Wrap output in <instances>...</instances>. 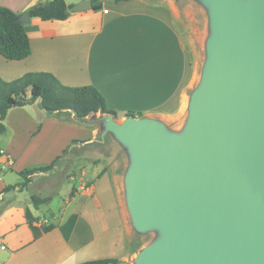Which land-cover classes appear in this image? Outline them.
Listing matches in <instances>:
<instances>
[{
  "label": "crops",
  "instance_id": "obj_1",
  "mask_svg": "<svg viewBox=\"0 0 264 264\" xmlns=\"http://www.w3.org/2000/svg\"><path fill=\"white\" fill-rule=\"evenodd\" d=\"M50 1L0 0V6L20 15ZM63 1L72 6L81 0ZM102 5L98 11L70 9L64 21L30 18L24 24L30 54L21 61L0 56V78L9 82L29 72H47L66 87H94L119 118L142 113L167 127L196 89L195 10L176 0ZM209 36L210 29L205 46ZM101 116L94 115L89 124L66 111L46 116L38 102L8 111L0 134V193L20 183L21 171L49 165L59 156L74 170L61 185L52 181V172L35 173L24 190L1 194L0 264L126 260L129 230L110 158L95 157L91 150L81 155L72 146L73 141L90 146L97 136L103 138ZM65 150L69 157L63 160ZM37 178L44 179L42 188L27 194ZM32 197L49 201L36 205Z\"/></svg>",
  "mask_w": 264,
  "mask_h": 264
},
{
  "label": "water",
  "instance_id": "obj_2",
  "mask_svg": "<svg viewBox=\"0 0 264 264\" xmlns=\"http://www.w3.org/2000/svg\"><path fill=\"white\" fill-rule=\"evenodd\" d=\"M200 1L207 59L182 131L143 117L98 120L102 136L129 150L124 188L134 227L162 231L137 264H264V1ZM92 8L81 0L71 11ZM29 21L26 12L17 17Z\"/></svg>",
  "mask_w": 264,
  "mask_h": 264
},
{
  "label": "trees",
  "instance_id": "obj_3",
  "mask_svg": "<svg viewBox=\"0 0 264 264\" xmlns=\"http://www.w3.org/2000/svg\"><path fill=\"white\" fill-rule=\"evenodd\" d=\"M93 10L98 11L102 4L92 0ZM71 5L63 0H52L48 3L30 8L27 14L30 18L41 21H64L69 16ZM18 15L6 7L0 6V56L8 61H21L30 54L29 39L24 24L17 22ZM38 102L46 116H52L61 111L69 112L76 121L89 124L96 114H110L114 118L117 113L107 107L102 95L92 86L66 87L55 76L47 72H29L21 77L6 82L0 78V134L5 132L2 122L10 109L23 107ZM127 116L142 118V113L128 112ZM76 143V141H73ZM66 150L64 151V153ZM61 157L55 158L49 165L34 167L19 173L22 181L14 186H8L0 193L18 190L22 191L31 182L35 173H50ZM36 205L44 204L48 198L32 197ZM49 231L50 227L44 229ZM115 259H99L80 264H116Z\"/></svg>",
  "mask_w": 264,
  "mask_h": 264
},
{
  "label": "rangeland",
  "instance_id": "obj_4",
  "mask_svg": "<svg viewBox=\"0 0 264 264\" xmlns=\"http://www.w3.org/2000/svg\"><path fill=\"white\" fill-rule=\"evenodd\" d=\"M245 1H250V0H245ZM176 2L181 6H187V5L191 6L197 14L196 22H195V26H196L195 49H196V57H197L196 88H197L201 80L204 63L207 59L206 47H205V40L207 39V35L209 33V29L207 27V16H206L207 10L205 11L199 5L201 4L200 0H176ZM262 21L264 26V11L262 16ZM191 94L192 92L190 91L189 96ZM188 106H189V102L188 105L183 110V112L181 113V115L175 120H173L171 123H168L167 129L169 131L173 133H179L182 131L189 116ZM124 119L125 117L122 118L116 117L113 121H115L117 124H121L124 121ZM72 146L75 147L76 149H80L79 154L81 155H84L88 152V150H91L89 151V153L90 154L93 153L95 157L97 154H99L105 156V158L107 157L110 158V165L113 168L111 173L113 174V176H115V178L116 177L119 178V182L121 184V189H122L121 192L124 201L125 216L127 220V227L129 230V234L125 246L126 260L123 262V264H137V259L140 253L142 252V250L160 241L163 235L161 229L158 227H150L144 231H138L134 227V224L130 218L125 202L126 191L123 182L124 180L123 178L126 175L127 169L130 166L129 150L127 149V146H125L124 144H122L121 142H119L118 140H116L115 138H113L108 134L104 135L103 138L100 135L97 136L93 144H91L90 146H85L78 142L73 143ZM68 154L69 151L65 152V155L63 156L62 159L63 160L67 159L69 157ZM72 170L74 169H72L64 161L60 160L57 166L51 171L52 173L50 175L53 177L52 181L58 182L59 185L63 184L64 182H66L65 177L73 174ZM43 181H44L43 178H37L36 186L30 187L27 194L34 193V191L37 190V188L38 189L42 188L41 186H39V183H42ZM41 194L43 195L45 193L44 192L42 193L41 191ZM54 198H55L54 199L55 202L60 200V198H58L57 196H54Z\"/></svg>",
  "mask_w": 264,
  "mask_h": 264
},
{
  "label": "built area",
  "instance_id": "obj_5",
  "mask_svg": "<svg viewBox=\"0 0 264 264\" xmlns=\"http://www.w3.org/2000/svg\"><path fill=\"white\" fill-rule=\"evenodd\" d=\"M104 13H107V10H104ZM3 152L2 151H0V154H2ZM48 223V221L47 220H44L43 221V224H47ZM1 249H4V247L3 246H1Z\"/></svg>",
  "mask_w": 264,
  "mask_h": 264
}]
</instances>
